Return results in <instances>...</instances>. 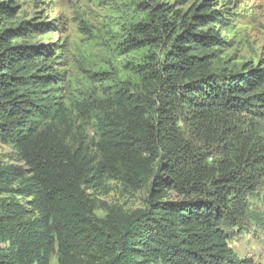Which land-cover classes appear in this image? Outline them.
<instances>
[{
    "label": "trees",
    "instance_id": "trees-1",
    "mask_svg": "<svg viewBox=\"0 0 264 264\" xmlns=\"http://www.w3.org/2000/svg\"><path fill=\"white\" fill-rule=\"evenodd\" d=\"M12 2L0 0V142L27 168L2 166L0 192L29 198V207L0 198V264H52L54 255L58 264H251L229 247L226 229L264 176V140L240 139L232 123L264 119V66H214L213 50L225 44L217 5L203 0L181 14L146 1L150 22L125 39L127 49L144 50L132 62L142 87L102 78L90 155L87 145H67L55 126L66 115L49 88L57 73L38 63L52 48L12 42L53 23L1 25L16 15ZM182 122L213 143L232 138L244 157L215 172ZM107 175L134 189L149 185L148 206L97 217L88 189Z\"/></svg>",
    "mask_w": 264,
    "mask_h": 264
},
{
    "label": "rangeland",
    "instance_id": "rangeland-1",
    "mask_svg": "<svg viewBox=\"0 0 264 264\" xmlns=\"http://www.w3.org/2000/svg\"><path fill=\"white\" fill-rule=\"evenodd\" d=\"M147 0H13L16 15L1 21L12 27L21 21H47L54 27L48 32L34 31L25 38L12 42L39 43L52 48L51 57L38 63L47 65L57 73L56 83L50 85L51 94L66 109L64 119L55 123L64 135L65 143L74 148L88 147L95 153L99 102L105 97L103 79L115 78L127 83L132 90H140L141 78L133 71L132 62L144 50L127 49L125 39L137 23L150 22ZM167 3L181 14L203 0H157ZM216 4L224 16L219 24L225 44L213 50L214 66L235 70L246 63L264 66V0H208ZM103 78V79H102ZM151 94V93H150ZM149 95V94H148ZM233 128L243 139L256 136L264 140V119L238 118ZM182 134L192 142L195 150L203 154L207 164L219 172L221 165H234L241 151L230 138L213 143L202 132L181 123ZM81 141V143H80ZM223 143V145H222ZM96 156V155H95ZM229 162V163H226ZM14 164L27 168L10 144L0 142V168ZM255 189L246 197L245 214L235 225L227 227L229 247L240 259L251 264H264V176L256 181ZM88 192L95 201V214L105 218L110 212L129 214L148 206L151 187L140 189L127 186L123 181L105 176ZM171 199L177 194L168 191ZM3 201H18L29 207L24 196L15 192H0ZM52 264H58L54 255Z\"/></svg>",
    "mask_w": 264,
    "mask_h": 264
}]
</instances>
